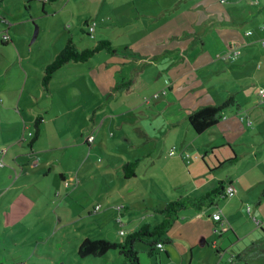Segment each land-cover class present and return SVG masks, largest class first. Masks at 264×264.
Returning a JSON list of instances; mask_svg holds the SVG:
<instances>
[{
	"label": "crops",
	"instance_id": "1",
	"mask_svg": "<svg viewBox=\"0 0 264 264\" xmlns=\"http://www.w3.org/2000/svg\"><path fill=\"white\" fill-rule=\"evenodd\" d=\"M36 1L44 9L50 4ZM255 1L259 4H254ZM58 2L63 10L78 9L82 4L80 0ZM97 5V15L111 21L109 25L103 22V30L112 28L110 33L117 34L119 39L99 36L98 42L107 41L116 47L115 54L101 52L75 66L78 71L90 66L88 74L82 75V78H90L89 85L86 90L81 87L80 98L73 96L76 104L73 102L71 109L76 110L75 113L83 111L85 123L92 122V128L84 126L88 155L92 149L102 150L97 145L105 148L108 143L105 155L110 164L96 167L101 176L119 177L131 192L143 187L153 193L154 189L166 191L164 178H172L170 186L176 192L175 196L159 198L160 202L154 204L158 207L148 206L144 210L146 214H140L136 205L132 207L128 203L129 199H125L127 202L116 199V189L105 190L110 187L105 182L93 206L87 205L91 207L86 208L89 217H111L124 228V222L137 223L132 232L122 237L124 240L146 225L160 224L169 199L200 197L217 189L221 183L225 191L233 185L237 190L235 196H219L214 206L203 211H181L163 244H159L162 248L150 258L156 264H163V260L166 264H264V95H260L264 88V45L261 44L264 0H98ZM32 7H28V11ZM72 14L73 18L67 20L70 26L65 25L64 30L75 28L90 36V27L98 16H83L78 20L76 11L72 10ZM80 14L87 12L82 10ZM146 21L150 22V28L144 31L138 26H145ZM84 27H89V31ZM96 28L95 24V33ZM249 31L253 33L251 36L247 35ZM5 42V45L14 43L10 38ZM234 48L240 50V56L236 60L227 58ZM71 63L63 68H70ZM52 84L53 80L45 91L51 92ZM230 100L235 106L225 111L215 128L201 136L193 131L188 121L193 112ZM90 136H94L93 142L88 141ZM29 148L32 152L34 146ZM173 151L175 155H170ZM83 154L85 156L84 150ZM20 156L17 162L22 175L30 176L28 166L34 159L29 158L30 154L23 157L20 153ZM135 161H138L137 170L143 171V164L147 167L144 174L136 172L138 179L131 186L127 183L124 165ZM86 164L87 161L83 167ZM46 165L52 166L51 163ZM25 168L28 169L24 173ZM94 169L92 165L87 171L91 170V177L97 175ZM12 171H15L11 173L13 179L21 174L16 169ZM73 172L69 178L60 173L61 180L74 184L78 181L77 190L84 188L87 172L74 175ZM141 175L147 179H139ZM149 177L153 179L154 189L145 185ZM160 181L164 184H159ZM17 182H13L16 198L10 205L9 200L8 203L3 201V195L0 198V232L7 234L21 216L38 208L43 199V193L34 191L33 184ZM114 203L119 216L116 211L101 214L105 204L106 209L115 210ZM97 206L102 209L94 214ZM119 207L123 210L119 211ZM150 210L155 214H148ZM218 213L222 215L221 221L213 218ZM152 221L157 224L153 226ZM2 241L1 247H5ZM212 247L216 250L215 256ZM140 251L145 253L142 248ZM68 256L62 255L56 261L71 264L72 258ZM0 264L5 263L2 260Z\"/></svg>",
	"mask_w": 264,
	"mask_h": 264
},
{
	"label": "rangeland",
	"instance_id": "2",
	"mask_svg": "<svg viewBox=\"0 0 264 264\" xmlns=\"http://www.w3.org/2000/svg\"><path fill=\"white\" fill-rule=\"evenodd\" d=\"M80 1H82L80 8L63 10L59 2L48 4L44 9L42 4L36 0L30 3H27L26 0H0V198L3 195V201H7L5 203H8L9 200L8 205L12 200H15L16 193L13 182L16 180L22 185L33 184L34 191L40 190L43 193V199L38 208L21 216V219L14 223V228L10 229L9 234L3 233L1 230L0 262L3 260L5 264H61L56 260L62 255L65 258H67L66 255H69L68 258H72L71 264H124L118 252H110L108 258L103 260H82L76 254L75 248L85 240V237L96 241L118 243L122 240L119 232L124 230L130 233L137 224L124 222L126 224V228H124L125 226L120 227V224L116 222L117 219L111 217L104 219H100L99 216L89 217L86 208H91L93 206L91 204L96 202L102 185L105 182L109 183L110 187L105 190L116 189V199L119 202H127L129 199L128 203L130 202L132 207L136 205L137 213L140 214H146L144 210L148 206L158 207L159 205L154 204L160 202L159 198L162 199L165 195L171 197L176 192L170 186L172 178H168L169 180L164 178L166 191H156L153 188L155 184L151 177L148 178L145 185L150 186L149 188L152 187L154 193L143 187L137 192H131V188H127L124 182L119 181V177L115 175L101 176L100 171L96 169L97 165L105 167L110 164L109 157L105 155L108 143H104L106 144L105 148L97 145L103 151L92 149L90 152L92 156L88 155L89 147L84 144L87 134L84 126L89 125V128H92V122L85 123L83 111L79 110L77 113H75L76 110L71 111L76 104L73 96L79 95L80 98V94L83 93L81 87L86 90L89 85L90 78L87 76V78H82V75L88 74L90 66H83L78 71L75 66L82 64L72 62L70 68H63L56 72L51 92L45 91V87H43L44 69L52 62L56 54L65 48L67 39H73L79 50L94 47L99 36L107 35L115 38L114 40L119 39L117 34L113 36L110 33L112 28H108V31L103 30V22H107L109 25L111 21L106 20L103 15H97L98 0ZM26 6H33V9L28 11ZM79 9L81 12L82 10L86 11L87 14L81 15ZM72 10L76 11L75 18L78 20H81L83 16L87 18L98 16V19H95L97 22H93V25L96 24L97 27L96 33L87 36L83 31L79 32V29L75 28L65 31V25L70 26L67 20L73 18ZM120 11L122 13L121 9ZM117 16L123 18L121 14H117ZM78 24L81 25V23ZM138 27L145 31L150 28V22L146 21L145 26ZM84 28L89 31V27ZM4 34L9 36L14 43L5 45L6 42L2 37ZM122 38L125 39V37ZM95 65L97 67L98 63ZM86 93L88 94V91ZM73 102H75L74 105ZM39 117L43 118L41 137L34 145L33 156H31L32 152L28 146V141L31 140L29 133H35V122ZM21 140L25 141L23 145H19ZM110 145L114 148L117 146ZM20 153L24 155L23 157L30 154L29 158L34 159L31 166H28L32 172L30 176L22 175L21 166L17 162L18 156L21 157ZM93 156H95L94 162ZM89 158H91L90 161H88ZM86 161L87 164L83 167ZM46 163H51L52 166L48 167ZM92 165L97 174L94 177H91V170L87 172ZM142 167L143 171L138 169L136 172L144 174V169L147 166L143 164ZM28 168H25L24 173ZM14 169L21 172L19 177H15L16 180L11 178V173H15L12 171ZM47 171L51 173L45 177L44 174ZM72 171H74L73 175L76 172L83 174L87 172V176H84L83 184L86 185L84 188L77 190V185L70 189L65 187L60 173H65L69 178ZM28 177H31V180ZM137 177L138 175L127 179V183L134 186L132 184L137 181ZM139 179L145 180L147 177L141 175ZM159 184L163 185L164 183L160 181ZM136 185H140V182H136ZM76 190L77 192H75ZM58 191L61 192V197L56 196ZM68 194L69 196H66ZM178 198L181 197L169 199L168 202ZM125 199L127 200L125 201ZM87 205H91V207H87ZM104 206L101 214L116 211L119 216L116 203L113 205V207L116 206L115 210L106 209V204ZM118 210L122 211L123 209L118 208ZM131 211L133 212V209ZM149 213L155 214L151 210ZM59 219L62 221L59 222ZM152 224L154 226L157 223L152 221ZM2 240L5 242V247H1ZM140 248L144 249L141 245L137 246L140 252V264H156L154 259L146 253H142ZM212 253L215 256L214 247H212ZM52 259L55 262H52ZM163 264H166V261L163 260Z\"/></svg>",
	"mask_w": 264,
	"mask_h": 264
},
{
	"label": "trees",
	"instance_id": "3",
	"mask_svg": "<svg viewBox=\"0 0 264 264\" xmlns=\"http://www.w3.org/2000/svg\"><path fill=\"white\" fill-rule=\"evenodd\" d=\"M58 1L59 0H40L39 2L43 4L47 2L50 4H54ZM26 9L28 10V7H26ZM94 33L95 30L93 33L90 32V36ZM104 51L115 54L116 47L113 46L110 42L102 41L96 43V45L92 48L79 50L76 47L75 43L71 39H69L65 48L50 64L45 67L43 87L48 90L56 72L67 66L69 63H85L92 59L96 54ZM230 59L236 60L233 58ZM234 106L235 103L233 102V100H230L220 106L204 107L196 112H193L189 116V124L198 136L204 135L215 128L221 122L226 110ZM41 122L42 118L39 117L35 122V133H29V137L31 138V140L28 141V146L31 148L36 144L40 137L42 124ZM24 143L25 141L23 140L19 141V145H23ZM137 165L138 161L124 165V171L127 179L134 178L136 176ZM219 196L226 197L224 183H221L217 189L212 190L200 197H181L177 200L168 202L163 210V213L165 215L164 220L157 226L152 227L150 225H146L140 230L128 234L126 238L119 243L107 242L103 240L94 241L90 238H87L82 241L77 247L76 254L81 259L97 260L106 259V256L110 252H118L120 258L124 261V264H140V252L137 249L138 245H141L144 248L145 253L149 257L156 256L158 253L159 244H163L164 238L168 234L169 230L173 227L175 222L178 220L179 213L181 211L185 209L203 211L207 207L214 206Z\"/></svg>",
	"mask_w": 264,
	"mask_h": 264
},
{
	"label": "built area",
	"instance_id": "4",
	"mask_svg": "<svg viewBox=\"0 0 264 264\" xmlns=\"http://www.w3.org/2000/svg\"><path fill=\"white\" fill-rule=\"evenodd\" d=\"M254 4H259V1H255ZM94 30H95V24L92 25V26L90 27V32L93 33ZM252 34H253V33L250 32V31L247 32V35H248V36H251ZM3 38H4V40L7 41V42L9 41V36L4 35ZM261 44L264 45V40H261ZM239 55H240L239 50H238V49H234V50H232V51L230 52V54H229L227 57H228V58L236 59ZM260 94H261V95H264V90H262V91L260 92ZM155 97H158V95H156ZM94 139H95L94 136H90V137L88 138V141H89V142H93ZM170 155H175V152H174V151L171 152ZM77 183H78V181H77ZM77 183H75V184H77ZM64 184H65V187H66L67 189H70L72 186H75L74 183H71V182L68 181V180H64ZM236 193H237V190H236V188H235L233 185H230V186L227 188V190L225 191V195H226V197H233V196L236 195ZM57 196H59V192L57 193ZM119 208L123 209L122 207H119ZM101 209H102L101 206H97V207L94 209L93 213L96 214V213L100 212ZM250 211H251V208L248 207V212H250ZM213 218H214L215 221H221V220H222V215H221L220 213H218V214H215ZM120 235H121V237H124V236L126 235V232H125L124 230H121V231H120ZM159 248H162V246L159 245Z\"/></svg>",
	"mask_w": 264,
	"mask_h": 264
}]
</instances>
